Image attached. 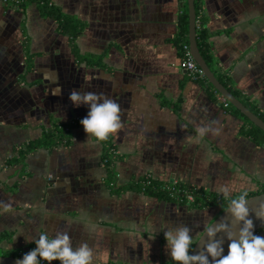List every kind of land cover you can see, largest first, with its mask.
<instances>
[{
  "label": "crops",
  "instance_id": "obj_1",
  "mask_svg": "<svg viewBox=\"0 0 264 264\" xmlns=\"http://www.w3.org/2000/svg\"><path fill=\"white\" fill-rule=\"evenodd\" d=\"M50 1L84 22L72 43L34 1L0 0V252L42 243L84 264L183 260L220 205L122 186L149 177L245 196L264 188V145L179 68L183 0ZM201 15L214 68L264 113V0H201ZM71 121L67 143L19 155ZM223 264H264V226Z\"/></svg>",
  "mask_w": 264,
  "mask_h": 264
},
{
  "label": "trees",
  "instance_id": "obj_2",
  "mask_svg": "<svg viewBox=\"0 0 264 264\" xmlns=\"http://www.w3.org/2000/svg\"><path fill=\"white\" fill-rule=\"evenodd\" d=\"M35 2L43 16H47L50 18L55 19L58 25V30L61 33H64L68 35L71 43L73 42L74 38L81 32V30L84 28V22L80 19L69 16L64 14L60 11V9L56 6H54L50 0H18V2L15 4L18 7L24 6L27 2ZM194 8H195V39L197 48L199 50V53L203 57L204 61L206 62L207 66L211 70V72L214 74V76L217 78V80L231 93L233 94L245 107H247L251 112L256 114L261 120L264 121V113L259 111L258 108L251 103L248 99L240 95L236 90L232 88L230 85V82L228 78L225 76L219 74L216 69L214 68V60L211 55L210 51V42L208 33L206 30L202 27V20L203 17L201 15V0H194ZM173 43L176 46L179 55L184 56L185 55V49L183 48L184 45L188 46V15H187V3L186 0H183V4L181 7V11L178 17L177 22V31L176 34L173 37ZM197 81L201 83H205L208 87L212 89L213 92L217 93V91L213 88V86L210 84V82L205 78V76H200L198 78H195ZM222 104L226 107L227 110H229L231 113L236 115L241 121V129L243 130V133L249 136L257 145H264V131L261 130L258 126L253 124L251 121L248 120L246 116H244L238 109H236L234 106H232L230 103L226 102ZM96 136L101 140L103 143L104 149H106V152H109V149L111 147L110 142L106 136H104L102 133L97 132L95 130ZM70 137V132L64 130V125H55L53 128L49 129L47 132H45L41 138L38 140H35L33 142L28 143L27 145L23 146L21 150L19 151V155L29 152L31 149L35 147H52L57 144H65L68 142ZM105 165L107 168L111 165V160L106 157L105 159ZM107 172L110 174V178L112 177L111 171L108 169ZM123 188H133L140 191H143L148 194L160 196L164 199H172L177 200L181 202H186L191 207H205L210 205H220V211L219 213L224 210L230 203L238 201L240 199L246 198L250 195H255L257 193H260L264 191L263 189H260L258 191L252 192L248 195L241 196V197H235L230 199H224L219 196H217L214 193L206 192L200 189L192 188L186 184L182 183H164L159 180L150 179L149 183L146 185H141V183H138L136 186L133 184H126L122 186ZM186 190L187 192H190L193 195L192 201H187L184 198H181L180 196H175L171 194L170 190ZM218 213V214H219ZM251 236L245 238L243 241H246ZM41 248H44L46 251H48V248L45 247L44 244H39ZM193 245L187 246V252L186 256L190 252ZM235 249V248H234ZM233 249V250H234ZM231 250L229 254L225 257V260L230 256L232 253ZM0 255H12V256H19L16 252H11L9 254L7 253H0ZM182 261V260H181ZM181 261H175L170 262L168 264H180ZM54 264H84L81 260H76L74 258H68L63 259L61 256L57 255V261Z\"/></svg>",
  "mask_w": 264,
  "mask_h": 264
},
{
  "label": "water",
  "instance_id": "obj_3",
  "mask_svg": "<svg viewBox=\"0 0 264 264\" xmlns=\"http://www.w3.org/2000/svg\"><path fill=\"white\" fill-rule=\"evenodd\" d=\"M188 49L205 78L223 99L264 131V121L245 107L214 76L199 53L195 39L194 0H186ZM264 226V191L230 203L203 230L180 264H223L225 257L245 238ZM0 264H42L33 259L0 255Z\"/></svg>",
  "mask_w": 264,
  "mask_h": 264
},
{
  "label": "built area",
  "instance_id": "obj_4",
  "mask_svg": "<svg viewBox=\"0 0 264 264\" xmlns=\"http://www.w3.org/2000/svg\"><path fill=\"white\" fill-rule=\"evenodd\" d=\"M15 3L18 2V0H14ZM183 48L185 49V55L182 56L179 60V68L184 70L188 76L191 78L195 79L200 76H203V72L200 69V67L197 65V63L194 61L193 57L189 53V49L187 45H184ZM221 101L226 104V101L223 99V97L220 95ZM70 124H65L64 130L69 131L71 128V124L73 121L69 122ZM150 181L149 177H145L140 183L141 185H146ZM171 194L175 196H180L181 198L186 199L187 201H192L193 200V195L190 192H187L186 190H170ZM20 257H25L29 259H33L39 263L42 264H54L57 261V254L54 252H48L44 248H36L34 250L30 248H23L18 252Z\"/></svg>",
  "mask_w": 264,
  "mask_h": 264
},
{
  "label": "rangeland",
  "instance_id": "obj_5",
  "mask_svg": "<svg viewBox=\"0 0 264 264\" xmlns=\"http://www.w3.org/2000/svg\"><path fill=\"white\" fill-rule=\"evenodd\" d=\"M0 253H3V252H0Z\"/></svg>",
  "mask_w": 264,
  "mask_h": 264
}]
</instances>
